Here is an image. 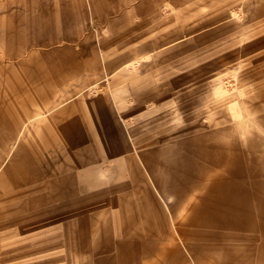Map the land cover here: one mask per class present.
Returning a JSON list of instances; mask_svg holds the SVG:
<instances>
[{
  "label": "bare ground",
  "instance_id": "6f19581e",
  "mask_svg": "<svg viewBox=\"0 0 264 264\" xmlns=\"http://www.w3.org/2000/svg\"><path fill=\"white\" fill-rule=\"evenodd\" d=\"M144 76L139 83L129 85L137 104L151 95L162 101L157 107L162 111L156 113L142 107L139 110L143 111L136 116L117 92L114 105L105 96H80L74 104L65 105L63 117L53 115L55 124L58 123L56 128L61 131L70 129L61 124L65 120H70L69 126L76 124L71 131L78 134L65 136L68 150L57 144L59 137L53 136L48 140L51 147L39 146L35 152L38 162L33 163L27 157L26 143L22 142V148H16L12 163L3 174L10 170L20 172L19 163L23 164L26 180L36 174L44 178V172L54 161L55 177L46 182L49 197H55L63 209L67 202L78 206L86 200H91L94 209L93 218L81 214L82 223L77 214L81 225L76 224L74 238L68 236L73 232H66L59 241L65 246L72 243L76 251L97 248L94 245L100 244L103 251L94 264H131L133 256L124 251L137 239L141 264H264V113L251 112L260 109L259 96L263 93L253 94L250 103L242 96L264 82L221 98H217L209 79L199 89L179 92L178 99L192 96L177 105L181 122L176 119L175 110L164 109L166 95L160 92L161 86L155 85L149 73ZM160 78L172 89L182 83L181 77ZM112 79L118 81L116 77ZM147 83L151 85L149 89L145 87ZM33 87L43 97L51 95L48 89ZM120 87L123 86H115L114 90ZM200 104L212 112L206 120L199 118L205 111L194 109ZM185 110L189 112L187 115L183 114ZM1 112L0 124L10 134L12 123L5 122L8 116ZM132 114L136 123L130 118ZM52 147L49 166L44 163L42 169V158L47 154L44 151ZM64 170V176L58 174ZM37 188L32 186L30 190ZM21 192H16V203L3 202L5 208L1 207L5 210L15 204L24 213L18 219L21 222L18 228L8 224L9 218L1 220L0 251L4 252L0 263L14 260L12 263L20 264L16 262L18 256L10 251L19 249V255L31 254L27 252L30 246L26 239L40 234L44 221L63 222L66 216L60 212L48 220L41 218L47 211L33 206H43L47 197L38 193L33 199H25ZM30 220L33 222H27ZM56 223L54 227L59 226ZM20 232L29 234L16 239ZM74 249L68 247L64 255L34 258L21 264L62 261L69 258L71 251L76 252Z\"/></svg>",
  "mask_w": 264,
  "mask_h": 264
},
{
  "label": "rangeland",
  "instance_id": "374dc122",
  "mask_svg": "<svg viewBox=\"0 0 264 264\" xmlns=\"http://www.w3.org/2000/svg\"><path fill=\"white\" fill-rule=\"evenodd\" d=\"M23 1L0 0V103H4L0 105L2 107L0 112L3 109L1 113L9 117L5 119V122H11L13 129L10 136L5 127L0 124V208H5L2 206L3 202L16 203L17 190H23L20 195L25 199H33V196L37 197L38 193L47 197L43 206H33V209L45 208L44 211L47 213H43L41 218L48 220L49 217H55L60 212L66 216L63 222L58 223L49 218L50 222L44 221V227L41 232L39 230L40 234H37L35 239H26L30 246V248L27 247L30 250L27 252L31 254L19 255L21 254L19 249L10 251V254L15 253L18 256L16 262L20 264L34 258L43 259L44 256L64 255L68 247L74 249L72 243V247L69 244L65 246L59 239L64 238L66 232H73L68 236L74 238L76 224L81 225L84 222L82 221L84 216L81 214L92 218L94 216L91 200L82 201L78 206L67 202L65 203L67 207L63 209L55 197L47 196L50 192L46 182L50 183V178L55 177L54 161L52 160L51 167L48 163L51 157L50 152L54 151V147L47 148L44 151L47 153L46 156L43 158L41 156L42 169L44 163L49 166L47 172L43 174L44 178L41 174H36L26 180L22 169L23 164L19 163L20 172H10V170L3 174L5 168L12 163L14 153L21 147L22 142L26 143L27 157L33 163L38 162L35 152L39 150V146L51 147L48 140L53 136L59 137L57 144L63 145L64 149L68 150L69 144L65 136L75 137L78 134L71 131L75 129L76 124L69 126L70 120H65L61 124L67 125L70 129L61 131L60 128H56L58 123L55 124L53 120L54 114L63 117L65 105L74 104L80 96L88 98L105 96L109 103L114 105L113 98L117 92L123 104L129 105L136 116V113H141L143 108L148 111L155 110L158 113L162 111V109L157 110L158 104L160 106L162 101L150 95V98L146 97L138 105L136 96L129 87L139 83L145 77L144 74L149 73L155 85L161 86L160 92L166 95L167 99H163V102H166L167 107L164 109L175 110L176 119L183 122L177 105L190 100L192 96L178 99L179 92L199 89L209 79L208 82H213L212 88L216 91L217 98H221L230 93L239 92L240 88L264 82V0H188L184 5L174 8V11L169 5L164 3L163 5L161 2L149 9H158L156 19H147L145 24H143L144 21L131 22V24L124 21L114 26L92 23L85 30L91 35L82 40L45 42L44 44L17 42L20 40L19 34L9 27L12 15L24 9L21 5ZM172 15L173 17L169 18ZM134 23L136 26L132 30L131 26ZM140 24L143 25L140 26ZM123 71L125 74L121 73ZM164 75L168 77L167 80H173L174 77L179 80L181 77L182 83L177 88H169L160 78ZM241 76L244 78L240 81ZM113 77H116L118 81L113 80ZM32 85L39 86L42 91L46 89L52 91L51 95L46 97L39 95ZM119 85L123 87L118 88L117 91L114 90L115 86ZM145 87L149 89L151 85L147 83ZM261 92L263 95L259 96V102L262 103L259 104L260 109H250L252 114L264 113V85L242 95L244 98L247 97L245 100L250 103V97ZM196 107L194 109L198 111H205L199 117L202 120H206L212 114L204 108L203 104ZM139 108L142 109L139 110ZM126 112L131 113L129 110ZM188 113L186 110L183 112L184 115ZM118 114L116 112L115 116ZM134 114L130 115V118L132 117L131 120L133 119L136 123ZM84 133L86 132L83 130L82 135ZM64 173L66 170L58 174L64 176ZM34 177H36L35 180H32ZM42 181H44L43 185ZM32 186L38 188L32 191L30 190ZM86 190L88 193L91 192V188L86 187ZM53 206L58 209L55 211ZM23 213L24 209L15 208V204L5 210L1 208L0 226H2L1 220L9 218L8 224L11 227H20L21 222L18 219L22 218ZM77 214L81 216V223H78ZM27 222H33V220ZM54 222L59 226L54 227ZM120 233L118 236L121 235ZM28 234L29 232H20L16 239L27 237ZM10 239L14 240L12 237ZM139 242L137 239L132 246L125 248V254L129 257L133 256L131 264H141V255L137 252ZM94 246L97 248L79 251L74 249L76 252L71 251L69 258L65 257L66 259L62 261L53 260L47 264L66 262L67 264H94L95 259L103 251L100 244ZM3 252L4 250L0 251V257ZM87 253L91 256H87ZM12 262L14 260L3 261L0 264H16Z\"/></svg>",
  "mask_w": 264,
  "mask_h": 264
},
{
  "label": "crops",
  "instance_id": "0c3cea01",
  "mask_svg": "<svg viewBox=\"0 0 264 264\" xmlns=\"http://www.w3.org/2000/svg\"><path fill=\"white\" fill-rule=\"evenodd\" d=\"M187 1L24 0L21 3L24 9L17 11L16 15H12L9 27L15 29L19 34L20 40L17 42L20 43L44 44L45 42L77 41L91 35L85 30L92 23L114 26V24L124 21H128L129 24L144 21L143 24H145L147 19H156L155 15L159 12L158 9H149L158 3L167 4L174 11V8L177 9L179 5H184ZM148 14L151 16H147ZM172 17L173 15L169 18ZM142 25L140 24V26ZM132 26L133 30L136 24L134 23ZM140 26L138 27L140 28ZM50 195L51 192L47 196Z\"/></svg>",
  "mask_w": 264,
  "mask_h": 264
}]
</instances>
